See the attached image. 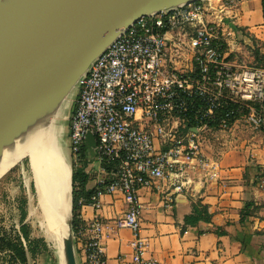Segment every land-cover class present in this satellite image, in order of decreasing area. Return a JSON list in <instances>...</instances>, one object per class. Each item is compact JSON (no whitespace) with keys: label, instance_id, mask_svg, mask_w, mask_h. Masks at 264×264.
Instances as JSON below:
<instances>
[{"label":"built area","instance_id":"2783aa9c","mask_svg":"<svg viewBox=\"0 0 264 264\" xmlns=\"http://www.w3.org/2000/svg\"><path fill=\"white\" fill-rule=\"evenodd\" d=\"M228 26L204 0L143 16L79 79L69 147L77 164L92 134L100 170L94 193L87 203L81 200L95 215L82 218L74 232L82 263L162 264L145 255L139 190L164 194V207L172 210L175 193L193 191L194 183L218 174L217 162L203 153L205 133L227 131L236 120L264 131V112L254 106L264 100V67L231 59L242 43ZM118 191L126 210L106 222L103 198ZM108 226L133 233L131 254L113 263L104 246Z\"/></svg>","mask_w":264,"mask_h":264},{"label":"crops","instance_id":"0c3cea01","mask_svg":"<svg viewBox=\"0 0 264 264\" xmlns=\"http://www.w3.org/2000/svg\"><path fill=\"white\" fill-rule=\"evenodd\" d=\"M204 1L211 15L223 18L240 38L242 44L237 45L240 51L245 49L249 53L263 40L259 35L264 36L263 0H238L235 6H224L226 0ZM248 37L251 39L248 44L241 41ZM239 55L234 53L231 59H239ZM203 153L217 162V176L203 184L194 183L193 191L175 193L172 210L164 207V194L150 188L139 190L141 234L149 241L145 255L156 258L162 264H264V131L252 128L243 120H236L227 131L212 130L205 133ZM84 160L85 171L89 174L86 188L94 190L100 176L99 166L95 157L90 158L88 151L85 152ZM88 166L92 168L88 169ZM32 185L37 194L34 171ZM192 201L209 206L214 211V221L230 224V233L218 236L213 232V224L203 221L195 225L185 224V217L192 214ZM103 202L100 215L106 222L126 210L124 197L119 191L105 195ZM39 208V215H42L40 222L45 227L43 212ZM248 211L250 214L242 220V213ZM30 212L31 208L27 220L32 235L38 229L50 247L45 233H42ZM94 215L92 206H82L81 216L84 220ZM49 237L56 243L55 237ZM132 239L130 229L107 227L104 246L106 256L112 263L119 255L131 254ZM77 249L76 246L77 264H84L79 259ZM54 257L48 256L47 252L36 257L29 253L27 264H61L59 258L56 255ZM0 264L8 263L0 259Z\"/></svg>","mask_w":264,"mask_h":264},{"label":"water","instance_id":"95a60500","mask_svg":"<svg viewBox=\"0 0 264 264\" xmlns=\"http://www.w3.org/2000/svg\"><path fill=\"white\" fill-rule=\"evenodd\" d=\"M194 1L0 0V144L18 128L25 131L47 103L58 100L55 122L93 61L132 23ZM95 147L89 134L82 155L88 151L93 159ZM70 167L69 238L63 260L77 264Z\"/></svg>","mask_w":264,"mask_h":264},{"label":"rangeland","instance_id":"374dc122","mask_svg":"<svg viewBox=\"0 0 264 264\" xmlns=\"http://www.w3.org/2000/svg\"><path fill=\"white\" fill-rule=\"evenodd\" d=\"M259 35L264 40V36ZM263 40H260L258 46L255 45L254 49H250L249 53L245 52V49L241 50L238 53L240 54V60H245L253 65H263L256 57V50H258V54L264 55ZM260 51H263V53H260ZM77 94L78 88H75L70 100L58 112L51 127V135L53 134L60 143L66 153L68 162L76 167H78L79 162L77 165L74 163L69 147V122L74 108L72 100L75 99ZM29 159L28 151H23L18 158L13 160L0 173V259L7 263L18 259L16 249L23 248L26 257L29 253L36 257L47 252V255L52 256L53 259H55L54 255H56L60 263L64 264L63 256L58 254L54 241L45 233L44 224L40 222L42 221V215H39L41 210L37 205V197L32 185L33 170ZM30 208V216L36 219L42 233H45L50 247L46 244L38 229L35 231V235H32V230L27 220ZM38 216H40V219ZM23 225L26 227L25 229L22 228Z\"/></svg>","mask_w":264,"mask_h":264},{"label":"bare ground","instance_id":"6f19581e","mask_svg":"<svg viewBox=\"0 0 264 264\" xmlns=\"http://www.w3.org/2000/svg\"><path fill=\"white\" fill-rule=\"evenodd\" d=\"M59 104L58 100L47 103L25 131L18 128L2 138L0 173L23 151H28L37 201L46 223L44 230L48 236L56 238V249L63 256V244L69 238L71 167L60 143L51 135L53 117Z\"/></svg>","mask_w":264,"mask_h":264},{"label":"trees","instance_id":"16d2710c","mask_svg":"<svg viewBox=\"0 0 264 264\" xmlns=\"http://www.w3.org/2000/svg\"><path fill=\"white\" fill-rule=\"evenodd\" d=\"M258 50H256V57L262 64H257L258 66L264 67V55L258 54ZM264 54V53H263ZM256 109L264 112V101L262 104L259 102L254 103ZM84 158L79 157V165L75 167L72 174V182H73V207H72V228L74 232L81 226L82 224V216L81 209L83 206L82 199L84 203L90 199L91 195L94 193V190H88L86 188L87 182L89 180V174L85 171L86 165L84 164ZM78 164V163H77ZM76 164V165H77ZM81 164H83L81 166ZM250 214V212L242 213V220L246 215ZM203 221L206 223L213 224V232L218 235H226L230 233V224L229 223H221L214 221V211L210 210V207L202 204L200 201H192V214L185 217V224L195 225L198 222ZM22 228H26L24 225ZM18 252V259L9 261L8 264H27V257L25 250L23 248L16 249Z\"/></svg>","mask_w":264,"mask_h":264}]
</instances>
